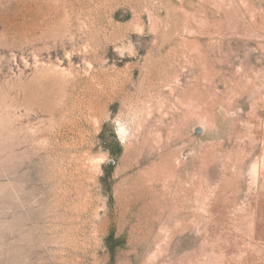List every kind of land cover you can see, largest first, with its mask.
Segmentation results:
<instances>
[{"label":"rangeland","instance_id":"374dc122","mask_svg":"<svg viewBox=\"0 0 264 264\" xmlns=\"http://www.w3.org/2000/svg\"><path fill=\"white\" fill-rule=\"evenodd\" d=\"M0 264H264V0H0Z\"/></svg>","mask_w":264,"mask_h":264},{"label":"clouds","instance_id":"9594fccd","mask_svg":"<svg viewBox=\"0 0 264 264\" xmlns=\"http://www.w3.org/2000/svg\"><path fill=\"white\" fill-rule=\"evenodd\" d=\"M113 124L115 125L114 131L117 133V138L123 144L128 136H129V129L127 125L121 123L119 114H117L116 119L113 121ZM96 163H103V157H100L99 159L96 160Z\"/></svg>","mask_w":264,"mask_h":264}]
</instances>
